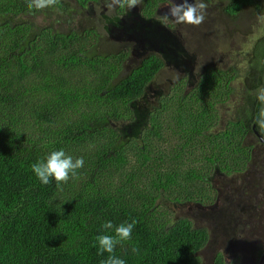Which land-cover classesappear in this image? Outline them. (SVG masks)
Instances as JSON below:
<instances>
[{
	"label": "trees",
	"instance_id": "1",
	"mask_svg": "<svg viewBox=\"0 0 264 264\" xmlns=\"http://www.w3.org/2000/svg\"><path fill=\"white\" fill-rule=\"evenodd\" d=\"M73 1L60 0L58 9L29 14L25 0H0V264H102L106 256H99L93 245L108 220L117 225L137 221L132 243L115 250L127 264H202L199 253L210 240L209 231L188 218L172 219L166 203H211L215 173L246 174L239 171L246 170L255 148L245 147L247 139L254 138L255 146L264 148L256 136L258 132L264 139V130L254 125L264 108L256 102L257 90L264 88V36L252 46L240 99L234 96V78L228 72L222 78L215 71L207 72L187 94L185 78L171 87L179 95L176 108L157 109L165 118L162 129L153 119L142 139V145L150 147L149 157L162 155L166 184L130 203L109 197L97 182V176L108 170L104 165L128 142L116 137L112 122L138 119L140 105L138 110L131 105L144 100L165 66L189 73L195 55L185 52L187 45L179 40L176 26L158 16V5L170 0H143L131 10L105 17L106 33L114 31L130 43L114 47L113 52H99L97 44L104 37L89 27L67 32L55 28L57 15L75 11ZM76 1L86 6L90 0ZM205 3L218 4L220 19L236 28L244 24L245 12L252 18L264 14V0ZM52 14L56 15L50 18ZM37 16L54 19L52 26L37 29L33 22ZM229 95L234 108L226 129L208 135L213 121L206 118L212 116L206 114L208 108L226 102ZM201 98L207 99L203 107ZM84 100L104 112L100 115L91 109L82 120L74 117ZM17 102L27 104L35 124L20 118L14 108ZM100 139L107 142L94 148L97 153L88 173L83 177L81 170L73 180L86 183L83 193L68 191L70 197L61 200L65 186L57 189L54 182L43 186L30 171L33 162L52 150L70 153L76 146H94ZM243 184L246 191L250 185ZM118 193H123L121 188ZM132 246L139 248L138 254L131 252ZM213 264L228 262L220 254Z\"/></svg>",
	"mask_w": 264,
	"mask_h": 264
},
{
	"label": "rangeland",
	"instance_id": "2",
	"mask_svg": "<svg viewBox=\"0 0 264 264\" xmlns=\"http://www.w3.org/2000/svg\"><path fill=\"white\" fill-rule=\"evenodd\" d=\"M207 5L206 18L201 25L198 27L187 25L174 27L179 40L185 47L187 45L185 52L195 55L196 61L193 67L190 71L187 70L189 73L175 71L171 65H166L161 74L148 87L144 100H138L134 105H131L133 110H138L140 105L138 119L133 121L125 117L112 122V129L116 132V137L121 135L122 141L128 140V142L123 144L119 151L120 154H110L113 160L104 165L108 167V170L104 176H97V182L100 183L99 189L106 192L109 197L133 203L135 199L142 197L145 191L154 192L161 183L166 184V179L163 177H165L167 165L162 160V155L155 158L149 157L148 149L150 147L142 145L144 142L142 139L151 120L156 119L160 126L159 130L162 129L161 124L163 125L165 118L157 109L174 107L178 102L179 95L171 88L178 80L185 78L188 81L185 88V94H187L189 90L199 86L201 77H204L207 72L210 74L215 71L218 78H222V73L228 72L232 75V79L234 78L232 80L234 96H237L238 99L241 98L252 46L257 38L264 36V14L261 17L252 18L249 17V12H245L244 16L246 17L243 20L245 25L240 24L239 28H236L225 25L224 21L220 19L218 4ZM168 6L169 4L165 7ZM160 9L162 11L160 10L158 16L163 20V14L167 10ZM96 10L101 11L102 6H97ZM120 10H116L112 14ZM33 22L37 29H45L50 24V21H47L44 16H37ZM101 34L104 40L97 44L99 52H113L114 47L120 49L126 47V44L130 45L128 41L122 40L114 33L107 34L105 30H101ZM139 59L140 57L136 60L139 61ZM75 79L82 87L78 76ZM204 98H201L200 101L202 107L207 103V99ZM232 102L233 98L229 95L226 102L220 105L214 103L208 108L206 114L212 116H206V118L213 120L206 132L208 135H214L226 129L228 118L233 113L234 104ZM86 103L87 100H84L74 117L78 116L79 120H82L91 113V109L96 110L100 115L104 112V108L97 110ZM17 105L18 107L14 108L20 118L35 124L34 117L28 112L27 104L17 102ZM59 125L62 126L60 121ZM173 126V130H176L177 127ZM247 141L245 147L254 145L255 148L246 170L239 171V174L245 172L246 174L230 173L218 176L215 173L212 182L214 185L216 183V189H214L216 193L211 203H166L172 214V219L188 218L196 227H203L209 231V244L199 253L202 264H213L214 259L220 254L224 255L229 264H264V253L261 256V252L264 251V148L255 146V139L252 137ZM106 142V139H100L94 146L91 143H85L74 147L68 153L74 157H84L83 177L88 173L92 159L96 156L97 151H94V148L98 146L102 148ZM121 158H123V162L119 161ZM168 172H171L170 168ZM256 180H261V182L254 186ZM243 181L250 185L246 191ZM73 184L75 187L70 189ZM85 187H87L86 183L70 181L65 185L64 192L59 195V198L64 200L67 195L70 197L68 191H72L74 194L83 193ZM119 188L123 193H118ZM250 255L253 256V259L249 257ZM248 257L250 260L247 261ZM261 258H263L262 261ZM245 261L247 262L244 263Z\"/></svg>",
	"mask_w": 264,
	"mask_h": 264
},
{
	"label": "clouds",
	"instance_id": "3",
	"mask_svg": "<svg viewBox=\"0 0 264 264\" xmlns=\"http://www.w3.org/2000/svg\"><path fill=\"white\" fill-rule=\"evenodd\" d=\"M142 2L143 0H107L104 8L107 9L106 14H108L119 9L131 10ZM59 5L60 0H25V7L29 14L58 9ZM207 7L205 0H170L162 18L175 26L198 27L205 21ZM256 102L264 106V88L257 90ZM254 125L257 129L264 130V108L256 115ZM84 166L83 156L74 157L60 148L50 151L42 159L33 162L30 165V171L41 185L48 186L54 182L57 189H62L70 181L79 177ZM136 224V220L118 225L108 220L101 225L102 234L95 237L93 247L96 248L99 256H106L102 264H127L125 259L115 254V250L123 243H132ZM131 252L134 255L138 254L139 248L132 246Z\"/></svg>",
	"mask_w": 264,
	"mask_h": 264
},
{
	"label": "flooded vegetation",
	"instance_id": "4",
	"mask_svg": "<svg viewBox=\"0 0 264 264\" xmlns=\"http://www.w3.org/2000/svg\"><path fill=\"white\" fill-rule=\"evenodd\" d=\"M86 6H84V4H79V2H77L76 0L73 1V7L75 9V11H72V13H70V15H65L63 14L62 17L59 15H57V17L59 18V23L54 24L55 28L58 30L60 29L62 32H67L68 30H70L71 28L73 29H80V28H85V27H89L90 29L95 30L97 33L100 32L101 30H104V23H103V19L107 16L112 17V15H116L119 12L112 14V12L106 14L107 9L104 8L105 4L107 3V0H90L88 2H86ZM169 3H161L158 5V10L160 11V8H163L164 10H167V6ZM101 5L102 6V10L101 11H97L96 7ZM143 5H141L140 7H142ZM164 6V7H162ZM162 11V10H161ZM56 14H52V15H48L50 16V18ZM56 17V19L58 20V18ZM47 19V18H46ZM47 21H50V23L52 21H54V19H47ZM96 21V22H95ZM52 26L51 24H49L48 27ZM113 33L115 34V32L113 31ZM264 145V143H261ZM209 244V242H208ZM207 244V245H208ZM207 247V246H206ZM250 258L253 259V256L250 255ZM263 258H261L262 261ZM215 260V259H214ZM250 260L249 258L247 259V261ZM247 261H245L244 263H246ZM229 264V263H228Z\"/></svg>",
	"mask_w": 264,
	"mask_h": 264
},
{
	"label": "water",
	"instance_id": "5",
	"mask_svg": "<svg viewBox=\"0 0 264 264\" xmlns=\"http://www.w3.org/2000/svg\"><path fill=\"white\" fill-rule=\"evenodd\" d=\"M256 136L258 137L260 143H264V139L258 134V132H256Z\"/></svg>",
	"mask_w": 264,
	"mask_h": 264
}]
</instances>
